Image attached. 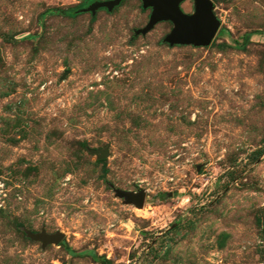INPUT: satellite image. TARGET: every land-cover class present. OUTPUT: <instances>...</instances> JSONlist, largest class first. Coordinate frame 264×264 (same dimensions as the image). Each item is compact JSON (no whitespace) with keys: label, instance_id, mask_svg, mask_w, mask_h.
Wrapping results in <instances>:
<instances>
[{"label":"rangeland","instance_id":"1","mask_svg":"<svg viewBox=\"0 0 264 264\" xmlns=\"http://www.w3.org/2000/svg\"><path fill=\"white\" fill-rule=\"evenodd\" d=\"M210 1L193 47L140 0H0V264H264V0Z\"/></svg>","mask_w":264,"mask_h":264},{"label":"water","instance_id":"2","mask_svg":"<svg viewBox=\"0 0 264 264\" xmlns=\"http://www.w3.org/2000/svg\"><path fill=\"white\" fill-rule=\"evenodd\" d=\"M123 0H96L85 8L76 10L77 13H89L94 15L96 11L104 9L112 11ZM185 0H140L142 9H150L147 23L135 31V35L146 34L154 25L162 21L172 24L170 31L164 36L163 42L169 46L190 45L193 47H206L213 39L218 27L219 20L213 13V5L210 0H192L193 11L190 14L184 13L180 5ZM105 156L100 152L99 158ZM114 195L123 200L125 204H131L135 208H142L145 198L143 190L136 192L114 190ZM29 237L45 246L47 244H59L63 235L60 232L54 234L40 233L30 234Z\"/></svg>","mask_w":264,"mask_h":264},{"label":"trees","instance_id":"3","mask_svg":"<svg viewBox=\"0 0 264 264\" xmlns=\"http://www.w3.org/2000/svg\"><path fill=\"white\" fill-rule=\"evenodd\" d=\"M92 1H95V0H89V2H92ZM102 10V9H100ZM55 14H61V15H64V16H67V17H71V16H74L75 15V11L73 9H67V10H58V9H55V10H52ZM263 152V149L262 150H259L258 153H262Z\"/></svg>","mask_w":264,"mask_h":264}]
</instances>
